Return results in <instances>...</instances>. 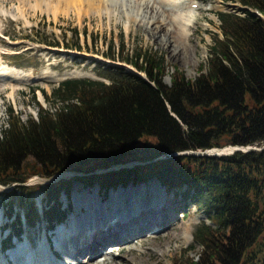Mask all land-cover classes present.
Instances as JSON below:
<instances>
[{"label":"trees","instance_id":"obj_1","mask_svg":"<svg viewBox=\"0 0 264 264\" xmlns=\"http://www.w3.org/2000/svg\"><path fill=\"white\" fill-rule=\"evenodd\" d=\"M221 1L238 3L241 14L216 13L220 34H213L208 60L195 79L173 67L167 84L164 54L140 62V55L117 57L110 51L108 59L132 65L145 78L109 65L108 82H61L53 95L65 104L55 112L39 106L37 116L23 121L9 108L8 126L0 130V185H15L26 194L25 184L35 176L76 175L45 188L42 211L26 204L29 225L54 227L67 220L71 208L64 209L60 197L70 192L74 180L109 192L156 179L209 220L193 234L195 255L183 254L173 264H264V150L224 157L182 155L264 145V20L256 14L264 17V0ZM37 42L82 49L74 41ZM16 216L12 232L21 235L22 216Z\"/></svg>","mask_w":264,"mask_h":264},{"label":"rangeland","instance_id":"obj_2","mask_svg":"<svg viewBox=\"0 0 264 264\" xmlns=\"http://www.w3.org/2000/svg\"><path fill=\"white\" fill-rule=\"evenodd\" d=\"M191 1L197 2L196 5L199 6L197 9H193L196 12V21L191 29L193 34L189 36L188 40L182 42V40H179L175 29L172 30V40L178 41L180 46L185 48L178 55H175L159 43L158 36L151 33L149 28L152 27V24L148 23L149 16L143 21H141V16L138 17L137 21H128L125 14L109 18L105 15L100 16L94 12H87L85 6L82 7L80 4L84 8V14H79L76 9L70 13H64L63 9V12L56 11L54 5L48 6L47 4L37 8L33 4H25L21 8L23 4L20 5L19 0H0L1 9L6 13L0 23V56L2 62L35 77L29 85H21L20 90L15 94V99L9 96V89H0V130L8 126L10 107L21 115L23 121H27L29 115L37 116L39 106L51 112L61 108L65 103L62 99L55 98L53 91L66 79L84 78L108 82L106 78L108 71L105 70V66L110 65L108 62H112L109 61L112 58L108 59L109 57H106L105 54L110 53V51H114L117 57L123 55L135 59L136 55H140L142 57L140 62L147 55L164 54L168 64L169 75L165 78L167 84H170V75L174 73L173 67L183 71L188 79H195L198 76L199 66L206 64L208 60L210 47L213 44V34H220V22L216 13L235 12L241 14L239 11L241 6L238 3L224 4L221 0H188V2ZM14 14L18 18L15 19ZM41 38L51 42H79L82 49L78 51L48 47L37 42ZM17 55L20 56L15 57ZM113 64L124 63L113 62ZM128 66L134 69L132 65ZM44 72L59 76L61 80L45 82L39 79ZM72 72L85 74L86 77L74 78L65 75ZM129 167H132V164H129ZM74 176L76 175L69 174L63 178L72 181ZM38 178L41 179L35 176L25 184L28 186L26 194L19 192L16 186H4L8 191L0 193V257L5 255L7 260L11 257L8 255L9 251L2 250L1 252V247L7 235V231L3 233L2 230L6 229V226L16 224V215L27 213L28 207H26V204L32 203L39 210L43 209L48 198L44 191L45 188L49 184L60 180L56 178L58 180L48 181L42 185L37 180ZM73 182L74 185L70 192L60 197L63 208L66 210L71 208L64 223L66 227L69 226L70 220L77 214L72 198L73 188L76 184L79 183L86 190L100 188L105 198L115 191L126 188V186H119L106 192L98 184L88 187L76 180ZM147 183H139L136 186H143ZM131 185L129 184L127 187ZM162 188H165L166 193L170 195L172 204H178L176 207L173 205L174 215L181 222V225L192 229V239H179L178 242L172 243L170 248H167L165 256L159 255L154 259L147 253L133 251L132 254L136 259L135 263L138 262L137 258H141L143 264H155V261L159 259L165 264H173L181 260L183 254L194 256L198 246L197 243H194L193 234L201 223H209L206 213L199 211L190 200L183 198L177 190H169L165 186H162ZM104 197L103 201H105ZM23 223L24 219L22 218V228H24ZM45 226V223H40L35 227L24 228V233H22L23 237L27 234L33 241L36 251L39 250L40 239L44 236L43 228ZM135 241L138 245L139 239ZM160 242L166 244V241L162 240ZM13 243L11 249L15 247V239H13ZM135 243L125 242L124 245L130 248L135 246ZM191 247H194L195 250H192ZM98 248L100 254L96 258V264L103 262L105 258L110 256L111 252H114L116 257L120 253L119 249L114 246H99ZM173 249H176V251L173 252Z\"/></svg>","mask_w":264,"mask_h":264},{"label":"bare ground","instance_id":"obj_3","mask_svg":"<svg viewBox=\"0 0 264 264\" xmlns=\"http://www.w3.org/2000/svg\"><path fill=\"white\" fill-rule=\"evenodd\" d=\"M19 2L20 5L23 4L21 8L25 4H33L36 8L47 4L54 5L56 11L63 9L64 13H70L76 9L79 14L85 13L82 8L85 6L87 12L109 18L125 14L128 21H137L139 16L143 21L149 16L148 23L152 24L149 30L154 36H158L162 46L175 55L185 48H182L178 41L172 40V30L175 29L182 42L188 40L193 34L191 29L196 21V12L191 5L198 4L188 0H19ZM5 15L0 6V23ZM14 17L18 18L15 14ZM65 75L86 76L77 72ZM33 79L35 77L32 75L4 64L0 56V89H9V96L12 99H15L21 85H29ZM39 79L49 82L59 81L61 77L44 72ZM37 180L42 185L50 181L39 178ZM152 180L143 186H136L135 182L130 183L132 184L130 187L115 191L107 198L101 193L100 188L86 190L79 183L76 184L72 198L77 214L70 220L69 226L65 227V232L60 234V239H63L60 242L56 239L58 243L55 251L53 248L50 250L41 240L39 259L31 257V260L35 264H96V258L100 254L98 247L114 246L120 251L118 257L111 252L108 258L98 264H143L141 258H137L138 262L135 263L133 251L147 253L154 259L159 255L165 256L167 248L179 239L191 240L192 229L181 225L174 215L173 205L176 207L178 204H172L166 189L162 188L158 180ZM0 191L8 190L0 185ZM138 239L139 244L136 245L135 240ZM162 240L166 241L165 245L160 242ZM125 242L135 243V246L127 248ZM26 250V244L22 243L18 247L17 245L13 247L8 255L14 264H27L22 256ZM175 251L176 249H173V252ZM56 253L61 254L63 258L59 261L54 260L52 254ZM0 264H10V261L2 255ZM155 264L165 263L159 259Z\"/></svg>","mask_w":264,"mask_h":264},{"label":"water","instance_id":"obj_4","mask_svg":"<svg viewBox=\"0 0 264 264\" xmlns=\"http://www.w3.org/2000/svg\"><path fill=\"white\" fill-rule=\"evenodd\" d=\"M256 14L258 16H260L262 19H264L262 17V15H260L259 13H256ZM120 66H123V65H120ZM262 150H264V145L261 146V147H259V146L230 145V146H226V147H223V148H214L212 150H207L205 152H202V151H198V152L190 151V152L183 153L182 155L224 157V156L232 155V154L237 153V152L250 153V152L262 151ZM65 175H69V173H63L61 175H58L57 178L61 179ZM51 181H55V179H52ZM4 192L5 191H2V192L0 191V193H4Z\"/></svg>","mask_w":264,"mask_h":264}]
</instances>
